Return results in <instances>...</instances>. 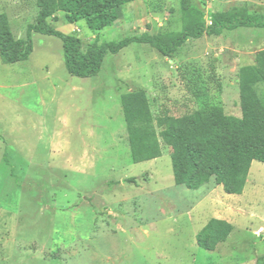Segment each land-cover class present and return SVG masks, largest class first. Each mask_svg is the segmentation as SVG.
Masks as SVG:
<instances>
[{
	"label": "rangeland",
	"instance_id": "1",
	"mask_svg": "<svg viewBox=\"0 0 264 264\" xmlns=\"http://www.w3.org/2000/svg\"><path fill=\"white\" fill-rule=\"evenodd\" d=\"M193 2L204 25L233 6L264 14V0ZM36 15V0H0V19L15 39L25 38ZM45 23L83 49L182 29L178 0L127 4L99 32L66 23L62 13ZM32 46L25 62L0 60V264H255L264 253V164L251 163L239 196L212 179L194 191L176 186L163 144L159 158L131 163L128 132L147 124L127 122L120 97L143 91L157 133L197 109L189 87L199 85L208 103L238 118L237 72L264 50V29L204 35L171 58L131 44L86 79L67 73L58 38L32 34ZM255 90L262 97L264 82ZM211 218L233 229L209 252L195 235Z\"/></svg>",
	"mask_w": 264,
	"mask_h": 264
},
{
	"label": "trees",
	"instance_id": "2",
	"mask_svg": "<svg viewBox=\"0 0 264 264\" xmlns=\"http://www.w3.org/2000/svg\"><path fill=\"white\" fill-rule=\"evenodd\" d=\"M138 0H36L35 24L28 25L24 39H15L6 21L0 19V60L3 64L25 62L32 53V34L56 37L62 44L64 67L76 78L98 75L104 58L116 55L131 44H145L160 55L171 58L189 40L202 36L219 37L224 32L240 28L264 29V14L251 13L245 5L233 6L224 12L211 13L209 25L198 20L203 11L193 0H178L182 29L168 37L142 32L116 42H106L83 49L81 42L61 34L46 25L45 20L62 13L68 24L84 21L92 32L113 26L120 9ZM240 117L224 114L222 107L208 103L206 90L200 85L189 91L198 104L191 114L169 119L157 133L150 125L151 112L143 91L121 95L120 104L127 122L143 121L147 125L128 132L131 163L155 160L161 156V144L170 150L174 185L198 190L211 179L227 195H241L253 161L264 164V95L255 85L264 82V50L254 58V64L237 72ZM3 159L5 163L6 155ZM125 182L134 183V179ZM232 225L211 218L195 235L200 249L212 252L229 237ZM255 264H264V253Z\"/></svg>",
	"mask_w": 264,
	"mask_h": 264
},
{
	"label": "crops",
	"instance_id": "3",
	"mask_svg": "<svg viewBox=\"0 0 264 264\" xmlns=\"http://www.w3.org/2000/svg\"><path fill=\"white\" fill-rule=\"evenodd\" d=\"M250 170V169H249ZM216 219V218H215ZM220 220V219H219Z\"/></svg>",
	"mask_w": 264,
	"mask_h": 264
}]
</instances>
